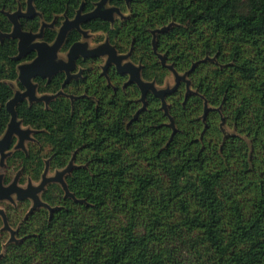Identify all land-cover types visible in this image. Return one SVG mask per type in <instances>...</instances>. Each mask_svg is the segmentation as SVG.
Returning a JSON list of instances; mask_svg holds the SVG:
<instances>
[{"label":"trees","instance_id":"trees-1","mask_svg":"<svg viewBox=\"0 0 264 264\" xmlns=\"http://www.w3.org/2000/svg\"><path fill=\"white\" fill-rule=\"evenodd\" d=\"M27 1L0 0V133L12 83L24 89L19 65L36 56L18 58V38L8 35L9 13ZM100 1L34 0L36 16L19 22L32 32L47 24L43 40L54 43L67 18ZM106 5L119 16L80 28L128 55L145 83L186 77L166 94L168 113L151 90L143 102L115 64L104 74L103 56L80 57L81 74L64 86V71L35 79L39 95L53 97L15 105L34 138L14 158L36 181L72 162L65 181L74 197L49 182L41 199L52 213L25 215L29 200L8 213L20 239L4 245L0 230V264H264V0ZM82 38L70 29L61 51Z\"/></svg>","mask_w":264,"mask_h":264},{"label":"water","instance_id":"water-1","mask_svg":"<svg viewBox=\"0 0 264 264\" xmlns=\"http://www.w3.org/2000/svg\"><path fill=\"white\" fill-rule=\"evenodd\" d=\"M34 0H28L27 1V11L23 12L21 9L17 10L16 12L9 13V18L14 24L13 31L8 34L12 37L18 38V48H19V54L18 58H21L26 53L32 51L33 49L37 50L38 56L35 58V60L30 64H25L20 66V74H19V80L20 82L26 87V90L24 92H17L15 96L9 100L6 104L7 110L11 114V121L9 124V130L5 136V139L3 140V148L5 149L9 143V140L11 138V135L13 132H17L20 134L21 139H23L24 134L28 135L31 130H22L21 129V122L18 121L17 112L15 110V105L22 101L24 98L28 97L30 101L34 100H45L48 102L53 96L51 95H44L40 98L36 95V86L32 83V78L35 76H40L42 78H50L53 74L60 70H65L67 73V79L65 80L63 86L72 78L77 77L81 74V72H78L76 74H73L72 71H75L77 68V60L80 57L88 58V57H102L107 56L106 63L103 67V73L106 74L107 68L110 64H115L116 68L119 73L121 74H129L130 79L129 81L136 82L141 91H142V97L141 100L145 102V98L148 91H152L157 97L162 99L163 102V108L167 111V103L165 100L166 94L173 91L172 89H162L158 90L154 82H144L141 78L140 74V66L135 65L133 62H131L128 58V55H122L118 54L116 48L110 44L108 40H105L102 44H100L96 49H88V45L82 41L75 42L68 52V61H57L58 51L64 44L67 32L72 28H78L84 35L87 33L83 31L80 28V23L86 20H89L91 18L95 17H101L103 19L112 20L113 16L112 14L114 12H119V8L117 7H110L107 9H103L105 4L107 3V0H101L98 2L96 8L94 11L88 14H83L82 10L79 9L77 12V16L70 20L66 19L62 26L59 29L57 38L53 44H49L47 42H34L37 38H42V31L41 33H33L31 31H24L19 23V17L25 16V17H34L37 14V10L34 7L33 4ZM47 25L44 23V26ZM165 60H163V63ZM171 69L172 66L170 67ZM176 76V85L180 82V80L185 79V75L181 76L178 73L174 72ZM145 107V104H144ZM143 107V108H144ZM1 144V142H0ZM73 168V163L70 162V164L63 170H59L55 172L54 175L49 176V168L47 167L44 175L43 180L38 186H33L32 184L29 185L28 190H20L18 189L19 198H32L34 200L33 206L30 210V212L34 211L36 208L40 206H45L50 209L51 213L54 211V207H50L47 203L42 201L40 198V193L45 189V186L49 182H57L62 185L66 192V196L74 197V195L69 191L67 183L65 181V175L70 173ZM6 191L14 192L13 189H8L2 187L0 184V198L8 197V194ZM0 213L3 214L4 220H5V227L12 232V240L15 239V232L8 224L5 214L2 209H0Z\"/></svg>","mask_w":264,"mask_h":264},{"label":"flooded vegetation","instance_id":"flooded-vegetation-1","mask_svg":"<svg viewBox=\"0 0 264 264\" xmlns=\"http://www.w3.org/2000/svg\"><path fill=\"white\" fill-rule=\"evenodd\" d=\"M106 4H105V8L103 7V9H107L106 8ZM114 7V6H113ZM108 8H110L109 6H108ZM118 8V7H117ZM27 11V10H26ZM26 11H23V12H26ZM114 13H118V14H120L121 12L119 11V12H114ZM113 13V14H114ZM113 14H112V16H113ZM36 16V15H35ZM77 16V15H76ZM115 17H113V19H114ZM20 23V22H19ZM82 23V22H81ZM81 23H80V26H81ZM14 25V24H13ZM44 25V24H43ZM43 25L41 26V28H40V30H39V32H33V33H35V34H37V33H41V31H42V29H43V31H42V34H44V28H43ZM46 26V25H45ZM44 26V27H45ZM59 29L60 28H58V32H59ZM78 29V28H77ZM84 31V30H83ZM32 32V31H31ZM81 32V31H80ZM86 33L87 32H90V31H85ZM92 33V32H91ZM83 37H84V34H83ZM46 42V41H44L43 40V35H42V38H37L34 42ZM82 41V40H81ZM18 42H19V40H18ZM55 42V41H54ZM48 43V42H47ZM103 43V42H102ZM102 43H100V44H102ZM49 44H53V43H49ZM73 45V44H72ZM18 50H19V48H18ZM62 47L60 48V50L58 51V56L62 53ZM69 50H70V48H69ZM69 50L68 51H66V53H67V60L66 61H68V52H69ZM32 52H35L36 53V56H35V58L38 56V52H37V50H35V49H33L32 51H30V52H28V53H26L25 55H23V56H26V55H28L29 53H32ZM22 56V57H23ZM58 56H57V58H58ZM35 58L33 59V60H31V61H26V62H23V63H21L20 65H19V74H20V66L21 65H25V64H30V63H32L34 60H35ZM83 58V57H82ZM57 60V59H56ZM62 59H60V61H61ZM107 60V59H106ZM64 61V60H63ZM60 71H64L65 73H66V71L65 70H60ZM59 72V71H58ZM57 73V72H56ZM55 73V74H56ZM72 73L73 74H76L77 72H75V71H72ZM55 74H53V75H55ZM53 75H52V77H53ZM37 77H40V76H35V77H33L32 78V83L36 86V95H37V97L38 98H40V97H42V96H44V95H39V93H38V85H37V83L35 82V79L37 78ZM51 77V78H52ZM42 78V77H41ZM51 78H50V80H51ZM73 78V77H72ZM43 79H46L47 81H50L48 78H43ZM66 79H67V73H66ZM65 79V80H66ZM20 81V80H19ZM65 82V81H64ZM69 82V81H68ZM67 82V83H68ZM22 84V83H21ZM64 84V83H63ZM12 85H13V83H12ZM23 85V84H22ZM23 87H24V89H19L18 87V89H15V94L17 93V92H24L25 90H26V87L23 85ZM51 96H53V95H51ZM24 99H27L28 101H30V99L28 98V97H26V98H24ZM23 99V100H24ZM40 100V99H39ZM34 101H37V100H34ZM30 102H33V101H30ZM6 109H7V107H6ZM8 111V110H7ZM9 112V111H8ZM10 113V112H9ZM11 115V114H10ZM18 116V115H17ZM10 121H11V118H10ZM10 121H9V123H8V125H7V127H6V129L3 131V132H1L0 133V142H1V144H0V184L2 185V187H4V188H10V189H13L14 190V192L12 191V192H10V191H6V193L8 194V197H5V198H0V209H2L3 210V212H4V214H5V217H6V220H7V222H8V224H9V226L14 230V231H16L15 232V239L14 240H19L20 238L19 237H17V233H18V226L17 227H14V226H12L11 224H10V222H9V218H8V213H10V214H12L15 210H17V211H22L23 210V208H18L22 203H24V201H30V203H31V206H30V208L28 209V211L26 212V214L25 215H27L28 213H29V211L31 210V208H32V206H33V203H34V200L32 199V198H19V194H18V189H20V190H24V191H26V190H28V188H29V185L30 184H32L33 186H34V183L33 182H36V183H41V181L43 180V175H44V173L42 174V176H41V180H38V181H36V180H34L28 173H27V171H26V168H25V166H23V160L22 161H20V159H18V158H14V157H17L16 155L19 153V151H23V152H25V154H27V150H28V143L30 142V141H32L33 140V138H34V136H33V129L32 128H30V127H28V126H25V125H23V123H22V121H20L19 119H18V121H20L21 122V129L22 130H31L30 131V133L28 134V135H25L24 134V137H23V139H21V136H20V134L19 133H17L16 131L15 132H13L12 133V135H11V138H10V140H9V143H8V145H7V147L5 148V149H2L3 148V144H2V142H3V140L5 139V136H6V134H7V132H8V130H9V124H10ZM49 175V174H48ZM49 176H52V175H49ZM38 184V185H39ZM37 185V186H38ZM46 187V186H45ZM1 194V193H0ZM41 194H42V192L39 194L40 195V198H41ZM43 201V200H42ZM41 207V206H40ZM0 218H1V220H2V225L0 226V230L1 231H3V232H6V235H8L7 237H6V241L7 242H5V244L4 245H6L7 243H10L11 241H14V240H12L11 238H12V232H11V230H9V229H7L6 227H5V220H4V216H3V214H1L0 213Z\"/></svg>","mask_w":264,"mask_h":264},{"label":"rangeland","instance_id":"rangeland-1","mask_svg":"<svg viewBox=\"0 0 264 264\" xmlns=\"http://www.w3.org/2000/svg\"><path fill=\"white\" fill-rule=\"evenodd\" d=\"M106 8H108V5L106 6ZM119 16L118 13H114L113 14V17H117ZM96 37H97V34L95 33H91V32H87L86 35H84V37L82 38V42L86 43L88 45V49H96L100 43H97L96 42ZM105 59H107V56H103ZM60 59L66 61L67 60V53L66 52H62L58 58H57V61H60ZM176 84V76L175 74L172 72L170 74V76L167 78L166 80V83L164 84V86L162 87H158L157 86V89L158 90H162V89H171L175 86ZM13 86L15 89H18L17 88V85L15 82H13ZM225 130L226 133H229L231 132L232 130H230V128H228L227 126H224L223 128ZM55 174V171H49V175H54ZM34 183V186H37L39 183H36V182H33Z\"/></svg>","mask_w":264,"mask_h":264}]
</instances>
